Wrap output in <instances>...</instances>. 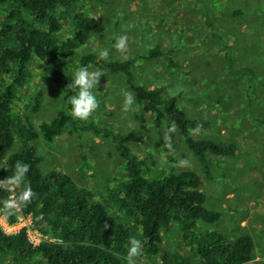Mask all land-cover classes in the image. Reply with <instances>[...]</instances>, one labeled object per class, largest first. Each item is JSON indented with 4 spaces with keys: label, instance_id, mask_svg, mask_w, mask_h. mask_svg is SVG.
Listing matches in <instances>:
<instances>
[{
    "label": "rangeland",
    "instance_id": "rangeland-1",
    "mask_svg": "<svg viewBox=\"0 0 264 264\" xmlns=\"http://www.w3.org/2000/svg\"><path fill=\"white\" fill-rule=\"evenodd\" d=\"M8 9V5H0V21ZM232 12L239 14L233 16ZM77 14L91 18L94 27L86 42L68 56L72 77L80 68L81 56L88 53L98 56L99 51L106 50V58L134 59L131 73L136 85L160 89L166 98L176 96L178 107L188 117L208 123L196 137L232 144L235 153L210 157L211 176L204 177L182 143L173 151L169 149L167 136L174 130L166 120L160 129L155 128L151 112L146 105L137 104L134 97L127 111L123 110L124 94L132 95L123 76L92 66L89 73H101L91 90L97 107L87 119L78 120L112 136L132 134L140 138L139 143L129 147L135 156L146 160V177L180 170L194 172L201 181L205 207L220 215L216 223L201 224L198 229L215 230L227 237L247 234L253 243L250 264H264V0H73L60 17L58 42L71 38ZM119 36L127 37L124 49L114 47ZM155 47L163 57L140 59ZM168 58L178 67L170 66ZM244 68L253 72L252 78L241 74ZM13 75L0 76V89L11 84ZM12 91L10 112L14 121L25 127L29 123L37 134L32 145L40 158V171L66 174L95 202L105 205L109 213L120 214L113 194L126 178L111 139L89 130L71 132L65 128L52 142L43 140L38 125L50 122L65 107L60 91L47 78L45 65L35 58L27 64L25 79L13 84ZM14 137L11 153L18 149L15 133ZM167 158L174 161L170 163ZM180 161L186 163L181 165ZM12 175L2 161L0 181ZM8 186L14 193L20 185ZM16 221L18 226L26 224L17 213ZM26 230L34 248L41 242L56 240L51 233L45 235L32 225ZM159 234L161 249L191 257L175 223ZM133 237L140 241L139 232ZM191 258L192 264H199ZM130 260L131 264H160L158 259L147 257L142 248ZM8 261L7 255H0V264ZM24 264H40V260L35 257ZM124 264H129L128 257Z\"/></svg>",
    "mask_w": 264,
    "mask_h": 264
},
{
    "label": "trees",
    "instance_id": "trees-1",
    "mask_svg": "<svg viewBox=\"0 0 264 264\" xmlns=\"http://www.w3.org/2000/svg\"><path fill=\"white\" fill-rule=\"evenodd\" d=\"M72 3L73 0H0V5L9 6L0 21V76L14 72L11 84L0 89V163L4 161V167L11 173L17 160L28 164L24 183L14 193L8 185H0V211L9 224L16 221V213L29 216L34 228L56 238L34 248L24 229L15 235H5L0 230V255L9 257L7 264H24L35 257L39 258L40 264H124L128 241L139 232L146 256L158 259L160 264H192L191 257L199 264H250L253 243L247 234L227 237L215 230L198 229L201 224L216 223L220 215L205 207V195L199 189L201 181L194 172L180 170L146 177V160L135 156L129 147L139 143L140 138L132 134L112 136L104 129L84 124L71 116L67 98L74 95L75 90L71 88L73 77L68 72V56L86 42L94 27L91 18L77 14L73 19L71 38L62 42L56 40L61 27L60 17ZM238 14L231 13L233 16ZM208 27L212 31L209 21ZM163 56L155 47L140 59L153 60ZM33 58L45 65L47 78L60 91L65 107L50 122L38 125L43 140L52 142L65 128L71 132L89 130L111 139L116 155L123 162L126 178L113 194L120 214L109 213L105 205L95 202L86 189L77 187L66 174L56 170L40 171V158L35 155L32 145L37 134L29 123L26 127L16 124L10 112L13 84L25 79L27 64ZM167 60L170 66L178 67L171 58ZM135 63L134 59H100L88 53L81 56L79 67L88 70L92 66L123 76L135 102L146 105L153 115L154 127L160 129L162 121L166 120L174 130L167 136L169 149L173 151L182 143L196 160L202 175L210 178V157L232 156L235 146L196 137V133L206 129L207 121L188 117L178 107L176 96L166 98L160 89L136 85L131 73ZM241 74L253 77L249 68L242 69ZM14 133L18 138V149L11 153ZM167 160L174 161L172 158ZM25 183L34 195L26 203L15 204L18 212L14 207H6V202L12 204L11 196L14 202L18 199ZM172 223L177 225L191 257L160 248L159 233L167 231ZM105 224L108 227L105 228Z\"/></svg>",
    "mask_w": 264,
    "mask_h": 264
},
{
    "label": "clouds",
    "instance_id": "clouds-1",
    "mask_svg": "<svg viewBox=\"0 0 264 264\" xmlns=\"http://www.w3.org/2000/svg\"><path fill=\"white\" fill-rule=\"evenodd\" d=\"M126 36H119L116 38L114 47L116 49H124L126 47ZM108 55L106 50H101L98 53L100 59L106 58ZM101 75L99 72L89 73L87 68H78L73 75L71 88L75 90V94L67 98V104L70 105V114L77 119H87L91 112L97 107V100L92 93V89L97 84V79ZM133 102V96L130 93L124 94V103L122 105L123 110L127 111L129 105ZM185 161H180V164H185ZM28 172V164L22 163L17 160L13 165V175L6 180L0 181V185H20L24 183L25 174ZM34 194L26 183L23 190L20 192L18 199L13 204L6 202V207H13L15 204H23L29 201L30 197ZM108 227V225H104ZM141 242L136 238H130L128 241L127 257L129 258V264H131V257H135L140 254Z\"/></svg>",
    "mask_w": 264,
    "mask_h": 264
},
{
    "label": "built area",
    "instance_id": "built-area-1",
    "mask_svg": "<svg viewBox=\"0 0 264 264\" xmlns=\"http://www.w3.org/2000/svg\"><path fill=\"white\" fill-rule=\"evenodd\" d=\"M10 200L12 201V204H13V196L10 197ZM15 211L18 212V209L15 206H13ZM19 214V213H18ZM19 216L21 217V219L25 220L26 221V224H22V226H18L17 224V221H15L14 223L12 224H9L3 217L1 211H0V230L5 234V235H15L17 234L21 229H24L25 230V233H26V237H27V240L28 242L34 247V243L30 240L29 238V233L28 231L26 230L27 229V226L31 225V222H30V217L29 216H26V215H21L19 214ZM55 241V240H53ZM39 243V242H37Z\"/></svg>",
    "mask_w": 264,
    "mask_h": 264
}]
</instances>
